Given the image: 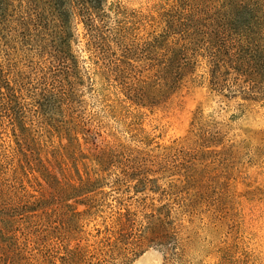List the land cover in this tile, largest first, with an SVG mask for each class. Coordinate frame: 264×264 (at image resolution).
<instances>
[{"label":"rangeland","instance_id":"374dc122","mask_svg":"<svg viewBox=\"0 0 264 264\" xmlns=\"http://www.w3.org/2000/svg\"><path fill=\"white\" fill-rule=\"evenodd\" d=\"M61 1L72 8L56 15L37 0L25 37L15 24L0 30V202L16 221L12 239L0 230V264L41 263L43 247L91 249L95 230L126 210L136 213L142 238L129 264H264V95L246 101L231 87L214 96L199 59L167 101L136 106L122 87L132 76L107 70L98 48L89 50L86 28L123 59L111 30L132 24L129 44L137 49L129 63L148 76L150 61L138 49L161 35L170 7L94 0L100 10L91 24L76 0ZM198 112L206 117L200 127L218 132L222 143L206 148L195 136ZM37 200L43 205L33 210ZM150 205L172 211L177 232L168 245L149 241ZM68 224L74 230L65 233Z\"/></svg>","mask_w":264,"mask_h":264},{"label":"trees","instance_id":"16d2710c","mask_svg":"<svg viewBox=\"0 0 264 264\" xmlns=\"http://www.w3.org/2000/svg\"><path fill=\"white\" fill-rule=\"evenodd\" d=\"M14 1L0 0V30L6 28L12 31V24H15L14 26H19L18 29H22L18 34L22 38L26 36L25 31L29 32L34 24L36 14L31 12V6H35L37 0H28L30 7L28 4L27 7L22 5L14 7ZM45 1L44 10L47 13L58 15L72 8L70 3L66 8L61 0ZM158 2L170 7L166 25L161 29V35L138 49L140 53H144L142 56L150 61L148 71L151 73L148 76L143 75L145 69L137 70L129 63L133 55L132 49H137L130 47L129 44L134 39L132 24L123 23L111 30L116 38L115 47L122 53L123 59L116 57V52L111 50L107 40L100 36L96 29H92L91 25L90 28H86L87 31L91 29L87 46L89 50L93 46L98 48L101 54L98 59L108 61L107 70L114 71L118 78L124 80L132 76L129 85L122 83L126 97L132 104L150 107L167 101L183 79L192 74L199 59L205 62L209 89L214 96L225 97L223 91H228L231 87L242 91L241 93L246 95L244 98L246 101H255L251 98L253 93L264 95V0H158ZM76 5L74 7L78 9V13L83 12L88 22L92 24L93 14L100 10L94 0H76ZM70 14L74 15V12ZM15 16L18 19H15ZM170 38L176 41L173 43L174 47L166 46L167 42L163 43ZM92 39L98 42L94 43ZM97 50L94 49L91 53L94 55ZM244 87L246 90L242 89ZM3 103L4 95L0 93V107ZM205 120L206 117L198 112L191 124L197 130L195 136L206 148L222 143L218 132L200 127V123ZM19 146L18 148L22 149ZM26 147L28 146L24 145L23 149L29 151L30 149ZM42 205L41 200H37L32 204V208L35 210ZM149 209L150 213L145 216V229L151 237L150 243L165 246L175 241L177 231L171 209L164 206L153 208L152 205ZM136 218V213L129 210L118 213L110 226L102 231L95 230L96 241L91 249L80 247L79 243L73 248L62 245H60L62 248L43 247L38 254L42 261L38 263L36 260L35 264L57 262L58 264H129L131 258L137 255L136 251L142 241L135 230ZM0 219V230L5 235H10L8 238L12 239L16 221L7 215L5 204L1 202ZM63 229L65 233L74 230L70 229V224L66 228L63 226ZM41 239L43 238L38 237L37 241ZM62 239L63 236H60V243ZM14 250L17 252L15 256L24 257L23 251H20L22 249L16 247ZM6 253L11 252L6 251ZM30 259L33 258L25 257L24 261L29 263Z\"/></svg>","mask_w":264,"mask_h":264}]
</instances>
